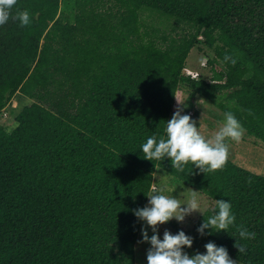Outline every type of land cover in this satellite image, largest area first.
Instances as JSON below:
<instances>
[{
	"label": "trees",
	"instance_id": "16d2710c",
	"mask_svg": "<svg viewBox=\"0 0 264 264\" xmlns=\"http://www.w3.org/2000/svg\"><path fill=\"white\" fill-rule=\"evenodd\" d=\"M73 4L71 17L59 0H16L12 15L27 9L30 23L0 25V119L17 93L31 101L10 131L0 127V264H135L142 222L132 210L147 204L158 168L212 202L196 230L215 199L232 203L234 226L196 232L199 252L212 241L240 264H264V174L229 158L210 172L191 163L178 171L139 150L149 135H165L180 85L212 104L228 92L233 105L217 107L264 143V0ZM142 10L188 30L158 36ZM194 48L208 50L209 79L184 72ZM226 53L235 65L223 63ZM237 226L255 238L241 240Z\"/></svg>",
	"mask_w": 264,
	"mask_h": 264
},
{
	"label": "clouds",
	"instance_id": "9594fccd",
	"mask_svg": "<svg viewBox=\"0 0 264 264\" xmlns=\"http://www.w3.org/2000/svg\"><path fill=\"white\" fill-rule=\"evenodd\" d=\"M15 3L16 0H0V25L6 24L10 18L18 20L22 26L30 23V13L27 9L12 15ZM236 62V58L230 54L226 53L223 57V63L235 65ZM186 95L187 93L183 91H178L174 95L177 107L171 118L166 121L165 135L159 137L156 134L149 135L139 150L143 153V158L149 161L167 158L172 168L178 171H183L189 163L204 173L220 169L229 154L227 140L239 141L246 130L233 112L226 111L218 130L206 137L200 131V123L197 127L196 121L183 112V108L187 106L185 101L189 98L188 96L185 99ZM164 192L163 187L153 183L148 193H144L148 198L147 204L132 210L134 216L142 222L141 242L150 245L146 252L147 264H237V261L229 256L226 247L218 246L212 241L204 245L205 252L196 251L195 254L189 255L185 249L192 247L194 238L182 229L176 233L165 229L160 238L158 231L160 225L173 219L182 223L187 216L193 212L201 213L202 209L199 191L191 189L183 198L179 195H165ZM235 220L231 201L215 199L211 214L203 219L197 233L204 236L222 230L227 231L234 226ZM148 228H151V236ZM237 229L241 240L255 238V232L249 231L246 227L237 226ZM235 247L240 254L246 251V245L237 239Z\"/></svg>",
	"mask_w": 264,
	"mask_h": 264
},
{
	"label": "rangeland",
	"instance_id": "374dc122",
	"mask_svg": "<svg viewBox=\"0 0 264 264\" xmlns=\"http://www.w3.org/2000/svg\"><path fill=\"white\" fill-rule=\"evenodd\" d=\"M73 5V0H59L60 10H63L64 13L70 15L71 17L74 14V10L72 8ZM140 19L148 27V31H150L149 27L151 29L157 30L158 32L156 35L158 36L162 34L168 35V37L182 35L185 33L184 31L187 32L188 30L187 25L178 23L173 18H166L148 10L140 11ZM157 41L158 43L161 42L159 38ZM204 53H208V50H198L197 48L191 50L184 72H192L193 75L202 73L203 77L209 79L213 73L210 65L207 64L206 66L202 67L203 63H205V56H203ZM213 67L216 71H219L221 68L218 64ZM178 91L187 93L184 98H188L189 95L187 87L180 85L177 89V92ZM227 93L228 92H225L224 94L217 97L214 101H212L213 104L211 102L207 103L202 99H198L197 97L191 98L190 96L185 101L187 106L183 108V112L189 114L192 119L196 121L197 127H199L200 123V131L206 137L212 135L216 130H218L224 120V113L219 107H217L218 104H224L227 107H231L233 105V103L227 99ZM30 102L31 101L29 99L22 96L20 93H17L14 96V100L10 102V107L8 110L2 114L0 119V127L6 132L10 131L12 127H14V124H12L14 121V115L18 113L23 105ZM176 107L177 103L175 99L174 105L172 107V113L176 110ZM11 108H15V111L11 112L13 115L10 113L8 114V111L11 110ZM227 143L229 146L228 158L233 163L257 175L264 174V143L262 141L256 139L254 136L249 135L245 131L239 141L228 139ZM153 177V183H155L158 187H163L165 189V195H179L181 198H183L190 193L191 189L199 191L187 184L178 181L175 177L168 175L160 168L156 170ZM169 189H171V191H169ZM198 196L202 201L201 213L193 212L191 215L187 216L182 223H178L175 221V219H173V226L169 223H166L164 225H160L158 229L160 238H162L165 229L172 233H176L178 230L182 229L186 234L192 236L194 238L192 247L185 249L189 255L195 254V252L200 248V243H196L195 241V238L197 237L195 224L199 223L202 217L205 216V214L212 208V202L200 191L198 192ZM148 233L149 236H151V228H148ZM141 239L140 226L139 234L135 243V264H147L146 252L150 245L148 243H142ZM203 252H205V249L201 253ZM237 264L240 263L237 262Z\"/></svg>",
	"mask_w": 264,
	"mask_h": 264
},
{
	"label": "built area",
	"instance_id": "2783aa9c",
	"mask_svg": "<svg viewBox=\"0 0 264 264\" xmlns=\"http://www.w3.org/2000/svg\"><path fill=\"white\" fill-rule=\"evenodd\" d=\"M205 63H206V60H205ZM205 63H203V65H202V66H205ZM186 74L190 75L191 77H196V76H197V74H196V75H193V73H192V72H189V73H186Z\"/></svg>",
	"mask_w": 264,
	"mask_h": 264
},
{
	"label": "crops",
	"instance_id": "0c3cea01",
	"mask_svg": "<svg viewBox=\"0 0 264 264\" xmlns=\"http://www.w3.org/2000/svg\"><path fill=\"white\" fill-rule=\"evenodd\" d=\"M13 101V100H12ZM17 106V105H16ZM12 124H14V121H13V123ZM13 128V127H12Z\"/></svg>",
	"mask_w": 264,
	"mask_h": 264
}]
</instances>
